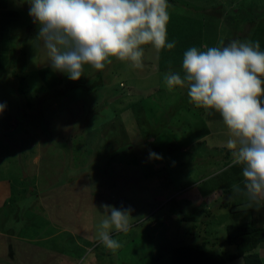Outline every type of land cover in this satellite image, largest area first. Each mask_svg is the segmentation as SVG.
Segmentation results:
<instances>
[{"label": "rangeland", "instance_id": "374dc122", "mask_svg": "<svg viewBox=\"0 0 264 264\" xmlns=\"http://www.w3.org/2000/svg\"><path fill=\"white\" fill-rule=\"evenodd\" d=\"M28 9L0 0V264H173L193 240L235 252L227 227L250 223L255 206L229 166L231 133L164 76L183 75L193 46L251 40L264 51V0H169L175 49L146 46L139 69L86 65L79 81L50 67ZM103 204L131 209L128 232L112 233L117 250L97 235Z\"/></svg>", "mask_w": 264, "mask_h": 264}, {"label": "clouds", "instance_id": "9594fccd", "mask_svg": "<svg viewBox=\"0 0 264 264\" xmlns=\"http://www.w3.org/2000/svg\"><path fill=\"white\" fill-rule=\"evenodd\" d=\"M38 26L50 67L72 81L84 77L85 66L103 71L115 58L130 68H142L145 47L171 51L168 38L169 0H19ZM183 75L169 71V90L187 87L198 108L218 113L231 133L226 147L230 167L240 166L250 205L264 207V51L259 41L233 40L227 46L183 54ZM6 109L0 103V115ZM150 160H162L149 151ZM233 191H241L238 185ZM97 235L110 250L122 244L113 231L128 232L131 209L103 204Z\"/></svg>", "mask_w": 264, "mask_h": 264}, {"label": "trees", "instance_id": "16d2710c", "mask_svg": "<svg viewBox=\"0 0 264 264\" xmlns=\"http://www.w3.org/2000/svg\"><path fill=\"white\" fill-rule=\"evenodd\" d=\"M251 215L250 223L227 227L224 244L236 248V251L228 257L208 248L203 242L193 240L192 243L178 246L172 251L173 264H226L238 259H243L244 264H263L260 256L253 251L264 245V207L253 208ZM185 219L193 221L194 218L185 217ZM202 223H199L196 228L199 229Z\"/></svg>", "mask_w": 264, "mask_h": 264}, {"label": "crops", "instance_id": "0c3cea01", "mask_svg": "<svg viewBox=\"0 0 264 264\" xmlns=\"http://www.w3.org/2000/svg\"><path fill=\"white\" fill-rule=\"evenodd\" d=\"M14 100V99H13ZM0 103H2L1 101H0ZM8 112V107L6 106V109H5V111H4V113H7ZM2 120V119H1ZM4 183V182H3ZM3 183H0V184H3ZM236 185H238L239 186V188L242 186V184H236ZM234 186V185H233ZM233 186L231 187V189L230 190H227V189H224L223 191L224 192H228L229 191V193H231L232 191H233ZM0 191H2L1 189H0ZM11 192V191H10ZM243 192V195H244V198H245V201L243 202V203H245L246 201H247V196L245 195V190H243L242 191ZM233 194V193H232ZM231 194V195H232ZM228 196V197H232V198H234L235 197V194H233V196ZM235 201V200H234ZM249 201V200H248ZM258 250H259V253H260V256H261V259H262V261L264 260V245H261L259 248H258Z\"/></svg>", "mask_w": 264, "mask_h": 264}]
</instances>
